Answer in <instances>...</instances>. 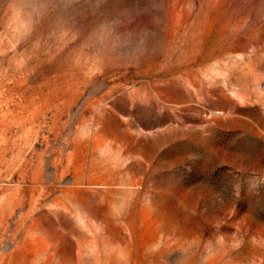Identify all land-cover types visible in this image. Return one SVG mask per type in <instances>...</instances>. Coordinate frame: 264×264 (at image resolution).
<instances>
[{
	"label": "rangeland",
	"instance_id": "1",
	"mask_svg": "<svg viewBox=\"0 0 264 264\" xmlns=\"http://www.w3.org/2000/svg\"><path fill=\"white\" fill-rule=\"evenodd\" d=\"M0 264H264V0H0Z\"/></svg>",
	"mask_w": 264,
	"mask_h": 264
}]
</instances>
